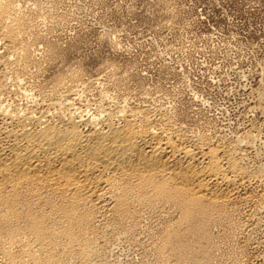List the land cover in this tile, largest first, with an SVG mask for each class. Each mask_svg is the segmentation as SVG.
<instances>
[{"label": "rangeland", "instance_id": "obj_1", "mask_svg": "<svg viewBox=\"0 0 264 264\" xmlns=\"http://www.w3.org/2000/svg\"><path fill=\"white\" fill-rule=\"evenodd\" d=\"M11 1L23 29L19 104L60 82L84 102L103 92L112 104L126 99L165 114L192 141L212 148L250 134L241 163L264 166V0ZM249 194L213 208L205 225L169 247L164 239L181 216L178 208L111 218L108 232L96 233L97 260L264 264V197ZM0 264H7L1 252Z\"/></svg>", "mask_w": 264, "mask_h": 264}, {"label": "bare ground", "instance_id": "obj_2", "mask_svg": "<svg viewBox=\"0 0 264 264\" xmlns=\"http://www.w3.org/2000/svg\"><path fill=\"white\" fill-rule=\"evenodd\" d=\"M22 31L15 4L0 0V252L7 264H100L96 233L108 232L111 218L161 207L181 211L165 236L169 247L241 193L264 197V166L240 160L250 134L212 148L161 112L126 99L112 104L103 92L84 102L63 82L19 104Z\"/></svg>", "mask_w": 264, "mask_h": 264}]
</instances>
